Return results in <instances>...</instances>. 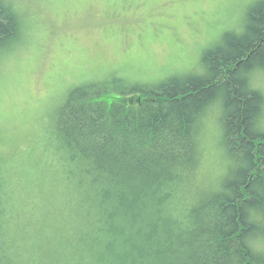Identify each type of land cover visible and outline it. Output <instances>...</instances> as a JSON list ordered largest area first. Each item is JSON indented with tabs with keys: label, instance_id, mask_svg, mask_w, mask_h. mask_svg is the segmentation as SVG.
I'll return each mask as SVG.
<instances>
[{
	"label": "trees",
	"instance_id": "obj_1",
	"mask_svg": "<svg viewBox=\"0 0 264 264\" xmlns=\"http://www.w3.org/2000/svg\"><path fill=\"white\" fill-rule=\"evenodd\" d=\"M20 23L0 0V48ZM259 73L264 0L241 32L202 52L197 71L70 90L28 167L0 155V264H264ZM210 109L225 168L202 185L198 134Z\"/></svg>",
	"mask_w": 264,
	"mask_h": 264
},
{
	"label": "rangeland",
	"instance_id": "obj_2",
	"mask_svg": "<svg viewBox=\"0 0 264 264\" xmlns=\"http://www.w3.org/2000/svg\"><path fill=\"white\" fill-rule=\"evenodd\" d=\"M255 1L11 0L21 23L0 48V155H18L28 167L33 145L75 87L113 76L157 83L199 70L202 52L225 31L241 32ZM254 81L264 92V73ZM198 136L203 185L225 168L216 109Z\"/></svg>",
	"mask_w": 264,
	"mask_h": 264
}]
</instances>
